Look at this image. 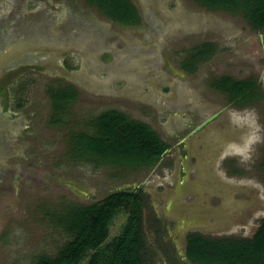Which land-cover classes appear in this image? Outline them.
Segmentation results:
<instances>
[{
    "label": "rangeland",
    "instance_id": "1",
    "mask_svg": "<svg viewBox=\"0 0 264 264\" xmlns=\"http://www.w3.org/2000/svg\"><path fill=\"white\" fill-rule=\"evenodd\" d=\"M131 2L138 27L111 22L85 0H0V264L55 257L71 239L61 219L74 207L139 184L152 187L156 197L173 192L179 145L193 136L197 150H206L209 134L201 139L193 131L218 112L207 127H224L233 139L224 140L213 175L236 192V200L256 201L257 208L227 221L228 228L201 226L200 232L251 238L264 218V33L191 0ZM202 43L214 44V55L188 74L181 63ZM222 76L257 78L260 96L229 103L211 85ZM60 85L73 86L78 96L63 124H55L47 91ZM106 111L148 125L168 145L153 168L71 159V134H92L91 123ZM189 162V181L196 182L195 158ZM196 200L190 189L178 202L192 207ZM221 200L220 194L207 197L205 207H219ZM152 202L164 208L163 199ZM126 218L115 215L103 247Z\"/></svg>",
    "mask_w": 264,
    "mask_h": 264
},
{
    "label": "trees",
    "instance_id": "2",
    "mask_svg": "<svg viewBox=\"0 0 264 264\" xmlns=\"http://www.w3.org/2000/svg\"><path fill=\"white\" fill-rule=\"evenodd\" d=\"M111 22L138 27L140 15L131 0H85ZM209 11L240 17L257 33H264V0H191ZM214 44L202 43L187 52L181 69L194 74L200 64L214 55ZM218 92L230 96L235 105L257 99L252 80L222 77L214 82ZM53 123L63 124L65 110L77 99L71 85L49 88ZM92 134L72 133L68 152L74 161H92L114 168L151 169L168 149L146 124L132 121L117 111H106L91 123ZM142 199L133 191H119L88 206L74 207L61 219L71 239L53 258L40 257L34 264H144L145 241L141 232ZM120 212L127 215L120 234L108 238L109 225ZM186 254L193 264H264V218L251 238H212L197 233L186 239ZM103 247V249H102Z\"/></svg>",
    "mask_w": 264,
    "mask_h": 264
},
{
    "label": "water",
    "instance_id": "3",
    "mask_svg": "<svg viewBox=\"0 0 264 264\" xmlns=\"http://www.w3.org/2000/svg\"><path fill=\"white\" fill-rule=\"evenodd\" d=\"M218 115L219 113H215L193 131H197L196 135L201 139L209 134L212 144L205 143L206 150H197L198 142L193 136L179 145L173 192L156 197V192H150L152 187L141 190V184H139L147 202L148 200L152 202L153 199H163L165 207V200H170L177 211L182 209L184 213L180 219L182 227L195 224L198 227L204 226V231L228 228L225 224L227 221L250 208H257L256 201L236 200V192L230 191V186H221L213 175L224 140L233 139V134L227 135L224 127L217 125L207 127V123ZM185 150L187 154L184 152ZM189 158H195L196 182L189 181L188 170L191 164ZM190 189L191 195H197V202H191L192 207L179 205V198ZM217 194H220L223 203H220V206L216 208L205 207L207 197Z\"/></svg>",
    "mask_w": 264,
    "mask_h": 264
},
{
    "label": "flooded vegetation",
    "instance_id": "4",
    "mask_svg": "<svg viewBox=\"0 0 264 264\" xmlns=\"http://www.w3.org/2000/svg\"><path fill=\"white\" fill-rule=\"evenodd\" d=\"M222 77H229V76H222ZM219 79H217L216 81H218ZM242 80H252L256 82V85L258 86V90H256L255 93L258 97L260 96L261 85L257 78L248 77ZM242 80H236V81H242ZM214 82L213 84H211L213 89H215V87H213ZM215 91L217 90L215 89ZM226 97L229 103L235 105L234 101H230V96L226 95ZM238 105H243V104H238ZM218 113L219 115L216 118L220 116V112ZM216 118H214L213 120H215ZM184 152L187 154L186 150ZM132 191L134 193L139 194L142 199V209L140 215L141 232L145 241V245L148 244V246H150L149 247L150 251L146 257L142 252L141 261H145L144 264H156V261H159V263L157 264H193L189 260L186 254V248H185L187 245L186 239L189 234H193V233H197L204 236L200 232L201 228H199L198 225L195 224L194 226L182 227L180 225L182 220L180 221V219H182V216H184L183 210L178 208L179 210L177 211V209L170 203V200H165L166 203L164 208L156 209L154 207V204L151 202V200H148V202L145 200L143 195L144 192H142L140 188L136 187ZM144 206H146L145 215H143ZM170 223L173 224L170 226Z\"/></svg>",
    "mask_w": 264,
    "mask_h": 264
}]
</instances>
